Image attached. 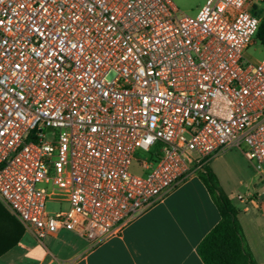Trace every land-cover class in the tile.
Masks as SVG:
<instances>
[{"label":"built area","instance_id":"1","mask_svg":"<svg viewBox=\"0 0 264 264\" xmlns=\"http://www.w3.org/2000/svg\"><path fill=\"white\" fill-rule=\"evenodd\" d=\"M259 23L251 0H0L2 204L39 241L92 248L220 152L264 178Z\"/></svg>","mask_w":264,"mask_h":264},{"label":"crops","instance_id":"2","mask_svg":"<svg viewBox=\"0 0 264 264\" xmlns=\"http://www.w3.org/2000/svg\"><path fill=\"white\" fill-rule=\"evenodd\" d=\"M262 2L251 0L252 9L264 11ZM209 166L238 211L256 264H264V178L255 172L245 198L239 200L235 195V203L211 161ZM218 220L215 202L198 175L168 193L128 224L120 235L92 248L84 238L64 230L39 241L0 204V261L2 264H204L197 246Z\"/></svg>","mask_w":264,"mask_h":264},{"label":"trees","instance_id":"3","mask_svg":"<svg viewBox=\"0 0 264 264\" xmlns=\"http://www.w3.org/2000/svg\"><path fill=\"white\" fill-rule=\"evenodd\" d=\"M255 37L264 47V11ZM198 176L213 198L219 214L218 222L197 246L199 257L204 264H256L238 220V211L209 162L201 168Z\"/></svg>","mask_w":264,"mask_h":264},{"label":"rangeland","instance_id":"4","mask_svg":"<svg viewBox=\"0 0 264 264\" xmlns=\"http://www.w3.org/2000/svg\"><path fill=\"white\" fill-rule=\"evenodd\" d=\"M175 6L182 12L192 14L198 7L205 2V0H172ZM261 7L264 9V2ZM251 13L258 16L261 20L263 10L252 9ZM244 57L247 61L252 63L259 62L264 57V47L259 43L257 38L248 46L244 51ZM139 156H146L145 153L139 152ZM211 166L217 171L220 176L221 182L231 199L236 203L235 195L238 193L245 194L247 185L251 178L255 176L254 169L248 164L243 154L238 149H230L220 152L211 160ZM131 171L138 173V168L134 164ZM68 204L65 202H58L47 200L45 208L48 212H56L58 210L66 209ZM26 235H29L26 232ZM0 264L1 261H0Z\"/></svg>","mask_w":264,"mask_h":264}]
</instances>
